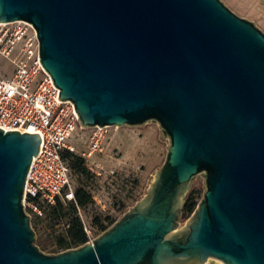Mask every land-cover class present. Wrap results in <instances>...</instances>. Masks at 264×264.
Instances as JSON below:
<instances>
[{"label": "water", "instance_id": "obj_1", "mask_svg": "<svg viewBox=\"0 0 264 264\" xmlns=\"http://www.w3.org/2000/svg\"><path fill=\"white\" fill-rule=\"evenodd\" d=\"M82 128L158 125L144 195L91 241L43 253L22 202L36 132L0 128V264H264V33L221 0H0ZM202 195L183 225L192 179Z\"/></svg>", "mask_w": 264, "mask_h": 264}, {"label": "built area", "instance_id": "obj_2", "mask_svg": "<svg viewBox=\"0 0 264 264\" xmlns=\"http://www.w3.org/2000/svg\"><path fill=\"white\" fill-rule=\"evenodd\" d=\"M37 49L35 31L29 23L23 20L0 23V57L9 62L8 69L0 66V128L20 132L30 129L40 136L39 150L31 159L22 197L24 206L40 214L34 199L53 204L56 199L74 198L69 168L61 151H75L70 139L82 127L72 103L57 100L59 89L40 66ZM92 128L95 130L79 156L89 172L99 175L104 165L96 155L102 152L105 137L102 128ZM84 231L86 241H91V231L85 226Z\"/></svg>", "mask_w": 264, "mask_h": 264}, {"label": "rangeland", "instance_id": "obj_3", "mask_svg": "<svg viewBox=\"0 0 264 264\" xmlns=\"http://www.w3.org/2000/svg\"><path fill=\"white\" fill-rule=\"evenodd\" d=\"M222 3L239 17L252 21L264 33V0H221ZM0 66L9 68V62L0 57ZM102 128L105 140L102 143V152L98 153L97 159L104 165V170L99 175L92 172L90 176L79 175L69 168V181L72 189L82 186L91 196V200L77 209V213L83 225L89 229L95 237L98 235V227L93 223L96 217L106 223L103 218L109 216L115 220L120 217L130 206L139 200L145 193L149 176H153V170L158 169L163 163L167 138H160L158 125L147 122L139 126H105ZM95 128H82L78 130L70 142L74 144L75 151L79 155L84 149L85 143ZM113 171V172H110ZM202 180L196 175L190 184V190L195 191L196 197L202 195ZM41 202V201H40ZM42 206H46L41 202ZM64 206H65V202ZM30 215V224L36 233V245L43 253H57L50 243L54 232L45 229V220L33 225L31 219L40 214L24 206ZM187 218V217H186ZM186 218H181L183 225ZM114 220V221H115ZM55 225L54 228H58ZM40 243L47 244L42 247ZM204 264H222L215 259H208Z\"/></svg>", "mask_w": 264, "mask_h": 264}, {"label": "trees", "instance_id": "obj_4", "mask_svg": "<svg viewBox=\"0 0 264 264\" xmlns=\"http://www.w3.org/2000/svg\"><path fill=\"white\" fill-rule=\"evenodd\" d=\"M61 157L67 162L70 169L79 174L90 176L91 173L83 165V159L79 155H76L68 150L61 151ZM74 198L72 200H59L56 199L53 204H47L42 206L40 201L34 199L40 210L43 211V217L35 215L31 221L33 225L42 223L45 220V229H50L54 232L50 243L53 245L54 251L60 252L68 248L76 247L87 240L86 233L84 231V225L77 213V209L84 207L90 200L91 196L82 186H77L73 190ZM200 198V197H199ZM199 198L196 197V193L190 190L185 198L182 207V218H186L195 208ZM65 202V206L64 203ZM103 220L106 223H102L99 217L93 220V223L98 227L99 232L106 229L114 222V218L105 216ZM58 225V228H54ZM42 247H46L47 244L40 243Z\"/></svg>", "mask_w": 264, "mask_h": 264}, {"label": "bare ground", "instance_id": "obj_5", "mask_svg": "<svg viewBox=\"0 0 264 264\" xmlns=\"http://www.w3.org/2000/svg\"><path fill=\"white\" fill-rule=\"evenodd\" d=\"M24 131H32V130L29 129V130H24Z\"/></svg>", "mask_w": 264, "mask_h": 264}]
</instances>
